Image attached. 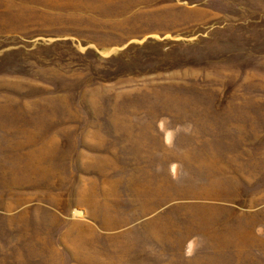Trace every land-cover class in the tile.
<instances>
[{"label":"rangeland","instance_id":"1","mask_svg":"<svg viewBox=\"0 0 264 264\" xmlns=\"http://www.w3.org/2000/svg\"><path fill=\"white\" fill-rule=\"evenodd\" d=\"M0 264H264V0H0Z\"/></svg>","mask_w":264,"mask_h":264}]
</instances>
